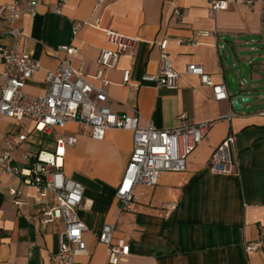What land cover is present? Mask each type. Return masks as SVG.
Masks as SVG:
<instances>
[{"label":"crops","instance_id":"1","mask_svg":"<svg viewBox=\"0 0 264 264\" xmlns=\"http://www.w3.org/2000/svg\"><path fill=\"white\" fill-rule=\"evenodd\" d=\"M11 1L0 0V5ZM56 4L57 0H44L35 17L0 19V46H12L11 31L20 29L28 38L22 46L41 65L27 81V93H47V72L65 57L54 54L60 45L77 49L73 67L101 85L95 78L97 61L101 50L113 49L104 32L111 28L140 39L134 55H122L105 73L110 83L106 105L113 112L138 115L140 127L152 124L158 129L177 127L182 114L188 123L213 121L188 157L187 170L161 173L154 187L137 185L138 203L130 212L121 210L116 191L133 152L132 131L111 129L97 140L69 123L43 136L29 119H3V148L15 132L28 136L24 147L34 152L53 153L61 135L77 137L76 145L66 147L59 160L64 173L85 187L78 217L88 227L87 252L77 256L75 264H111L99 241L105 224L115 225V239L130 245L123 264H264V105L252 97L264 82V0H255L252 9L232 5L215 15L209 11V0H67L59 14L52 11ZM77 23L86 24L75 35ZM163 40L168 41L173 68L181 73L176 90L142 83L144 74L162 67ZM223 51L240 59L236 67L226 65ZM240 62L250 69L247 82ZM191 64L203 66L215 83L224 84L229 98L215 100L212 88L186 73ZM126 71L138 89L123 84ZM230 74L237 79L239 94L251 97L241 110L230 98ZM228 135L236 139L234 166L229 174H217L209 169V159ZM36 197L35 187L0 171V264H57L50 255L59 250L65 224L42 223ZM49 202L55 204L53 196ZM169 204L175 209L167 211ZM256 241L263 247L247 253L246 243Z\"/></svg>","mask_w":264,"mask_h":264},{"label":"built area","instance_id":"2","mask_svg":"<svg viewBox=\"0 0 264 264\" xmlns=\"http://www.w3.org/2000/svg\"><path fill=\"white\" fill-rule=\"evenodd\" d=\"M44 0H13L0 5V19L17 21L23 15L35 17ZM67 0H57L52 9L61 13ZM255 0H209V11L212 15L228 10L232 5L252 9ZM181 17V12L176 11ZM86 23H77L74 34ZM98 26V25H97ZM106 40L113 49H103L98 57V70L95 78L101 85L92 83L82 70L75 69L72 56L77 49L60 45L54 54L60 52L59 66L49 70L46 75L47 93L43 96L31 95L25 91L26 83L41 68L24 46L28 38L20 29L11 31L14 39L12 46H0V141L4 118L16 121L29 119L35 123V129L50 135L54 129L65 127L69 123L79 125L81 133L93 139L101 140L111 129L130 130L134 133V148L122 180L116 191V197L122 211H134L138 198L135 187L139 184L154 187L158 184L163 172L182 173L187 170V159L208 135L213 121L198 124L188 123L187 115L179 116L181 124L170 129H158L152 124L139 126L138 115L130 116L113 112L106 105L109 80L106 71L116 67L124 54L134 55L140 41L137 37L121 34L111 28L104 29ZM24 45V46H22ZM168 41L159 43L161 69L155 74H144L142 83L153 85L158 89L176 90L179 87L181 73L176 71L167 53ZM186 73L199 76L205 86L212 88L217 101L229 98L224 84H217L201 65L191 64ZM123 84L132 89L140 85L130 84V71L124 74ZM264 114V113H263ZM235 136L228 135L213 151L208 167L217 174H229L234 166L232 149ZM28 136L17 132L3 148L0 143V171L14 178L23 179L37 191V203L42 214V223L51 224L62 220L65 230L62 233L59 250L50 255V260L57 264H75V258L87 252L84 234L88 227L79 219L78 210L83 205L85 187L82 183L68 177L62 170L65 149L77 143V137L61 135L53 153L34 152L26 149ZM17 153H21L20 159ZM16 195V191H12ZM53 196L55 204L51 205ZM21 205L20 200L15 201ZM167 211L175 205L164 207ZM115 225L105 224L99 234L111 264H123L130 254V245L123 239H115ZM263 247L262 241L246 243L247 253L258 251Z\"/></svg>","mask_w":264,"mask_h":264},{"label":"water","instance_id":"3","mask_svg":"<svg viewBox=\"0 0 264 264\" xmlns=\"http://www.w3.org/2000/svg\"><path fill=\"white\" fill-rule=\"evenodd\" d=\"M224 61L227 66H234L236 67L238 65L237 61L240 60L237 56H231L229 53H226L225 51L222 52ZM240 68L243 71V80L245 82L248 81V74H249V67L244 63H239ZM229 79L232 83V87L230 89V98H232V104L236 110H241L243 104H247L251 101L250 97H244L243 95H240L239 91H237L238 88V82L234 74L229 75Z\"/></svg>","mask_w":264,"mask_h":264},{"label":"rangeland","instance_id":"4","mask_svg":"<svg viewBox=\"0 0 264 264\" xmlns=\"http://www.w3.org/2000/svg\"><path fill=\"white\" fill-rule=\"evenodd\" d=\"M263 76H264V74H263ZM263 81L264 80L262 79V82ZM262 84H261V87H259L255 91H253V95H252V97L255 98V101L260 102V105H264V82Z\"/></svg>","mask_w":264,"mask_h":264}]
</instances>
